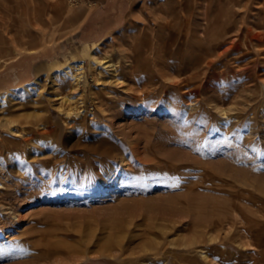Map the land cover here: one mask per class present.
I'll use <instances>...</instances> for the list:
<instances>
[{"label":"rangeland","instance_id":"rangeland-1","mask_svg":"<svg viewBox=\"0 0 264 264\" xmlns=\"http://www.w3.org/2000/svg\"><path fill=\"white\" fill-rule=\"evenodd\" d=\"M0 264H264V0H0Z\"/></svg>","mask_w":264,"mask_h":264},{"label":"bare ground","instance_id":"bare-ground-1","mask_svg":"<svg viewBox=\"0 0 264 264\" xmlns=\"http://www.w3.org/2000/svg\"><path fill=\"white\" fill-rule=\"evenodd\" d=\"M80 22H82V20L81 21H79V23ZM91 61H92V63H97V64H99V65H101V66H103V68L105 69V71L106 72H110V73H114V68H113V66H112V64H109V62H107L106 60H103V59H98V58H95L94 56L91 58ZM79 67V66H78ZM79 69V68H78ZM78 76L75 78V80H77V81H80V79L82 78V75H80L81 73H82V71H80V70H78ZM62 97V96H61ZM57 99H60L61 101H60V103L61 104H64V105H66L67 107L70 105V100L69 99H64V97L63 98H60V97H58ZM68 111L71 113V114H73L74 116H80V115H78V113H81V111L82 110H80V109H78V107L76 106V105H73L71 108H69L68 109ZM65 163L67 162V161H64ZM72 163V162H71ZM65 165V164H64ZM68 166H70V165H68ZM72 166V165H71ZM62 167V166H61ZM74 167V166H73ZM69 168V167H68ZM70 168H72V167H70ZM76 168V167H75ZM77 169H78V166H77ZM63 170H64V168H63ZM72 170V169H71ZM76 170V169H75ZM62 171V170H61ZM66 172V171H65ZM65 172H63V173H65ZM79 173H80V171H79ZM58 174V173H57ZM88 174V173H87ZM97 174V173H96ZM100 174V175H99ZM98 175L99 176H101V175H103L102 173H99ZM75 175V174H74ZM77 175H78V173H77ZM97 175V176H98ZM61 176V175H60ZM73 176V175H72ZM83 176H85V173H84V175ZM87 177V176H86ZM104 177V176H103ZM74 179V178H73ZM72 179V180H73ZM76 180V179H75ZM95 180V179H94ZM98 179H96V181H95V183H101L102 181H106V178H99V180L97 181ZM74 181V180H73ZM87 179H83V184H85V186L86 185H90L91 183V180L89 181V184H87ZM74 183V182H73ZM93 184V183H92Z\"/></svg>","mask_w":264,"mask_h":264}]
</instances>
